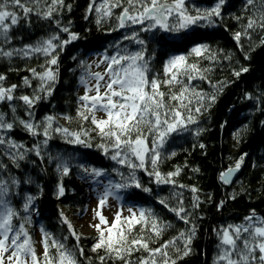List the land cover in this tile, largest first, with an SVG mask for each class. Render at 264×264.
Wrapping results in <instances>:
<instances>
[{"label":"snow or ice","instance_id":"6c2138e0","mask_svg":"<svg viewBox=\"0 0 264 264\" xmlns=\"http://www.w3.org/2000/svg\"><path fill=\"white\" fill-rule=\"evenodd\" d=\"M41 3L42 0H0V57L29 58L39 54L46 58L45 63L40 66L42 71L38 72L36 68L28 69L32 79L39 81L31 96L16 97L14 93L18 86L13 84L4 87L6 77L0 75V102H9L11 111L15 114L16 106L11 102L16 99L22 101L28 117L20 119L14 116L9 121L5 119V114L0 112V155L6 156L16 169L20 168V162L27 160L30 154L39 158L41 164L45 162V157L47 163H54L58 176L57 198L65 195L63 180L70 176L74 169L79 179L86 183L91 182L90 186L94 184L99 189L97 208L93 210L94 219L99 222L92 225L99 235L92 251H104L105 255L99 256L100 264H106L107 259L119 260L122 264H133L129 257L141 249L147 252L148 256L141 257L136 264H176V260L168 254L169 247L180 252L176 241L182 240V255L187 256L196 233V226L190 219L192 213L184 207L180 194H177L180 198L175 207L169 206L164 199L159 203L169 208L186 224H191V227L158 248L149 247L150 234L159 237L171 225L161 221L151 209L136 208L133 203L126 209L129 213L127 217L122 216V210L117 211L111 224L102 214V209L110 199L134 202L141 193L152 192L138 177L137 172L147 174L155 184L175 186L174 177L180 174L181 169L178 167L175 171L162 173L159 170L164 158L161 150L173 133L187 131L189 125L197 123V115L207 111L216 101V95L205 94L193 84L197 79L207 80L205 73L208 69H202L198 62H189V57L195 55L215 60L219 53L213 52L208 45L200 44L192 47L187 56L173 55L164 64L165 78L162 80L159 74H152L150 60L146 56L145 40L140 38V32H150L159 44L167 45L171 34L186 32L197 26H212L217 19H222V8L226 0H216L210 8L194 10L189 9L187 0H99V3L92 0L88 11L91 13L94 9L98 25L114 15L113 9L121 8L122 11L116 16L118 28L139 25V31L125 36V39L132 40L142 47L134 52L124 49L111 56L105 55L100 61L106 64L103 72H92L91 65L81 62V66L85 68V75L80 78L84 95L78 97L77 101V118L82 122L77 131L56 125L57 117L53 115L45 116L42 121H35L34 109L39 101L52 94L58 79L57 49L63 50L67 44L79 38L78 34L71 32L69 27H63L61 31L68 33L67 39L62 40L59 35H52L35 44H25L19 48L6 47L12 42L10 32L20 25L21 21L30 23L31 15L51 19L53 14L58 13L64 6V0H43V9L40 7ZM256 5H259V8L248 17L245 32H237L234 35L238 44L242 35L248 36L249 29L264 30V0H246V7L254 8ZM68 7L70 9L71 6ZM57 25L59 26V21ZM158 33L160 35L157 37ZM240 47L243 48L242 45ZM225 58L231 59V56ZM247 71V68L242 67L235 71L234 75L239 77L242 72ZM208 82L211 84V81ZM23 83L26 87H32V82L27 76L23 78ZM162 86L167 91L162 90ZM212 87L215 88L216 85ZM97 112L104 113L106 118L98 119ZM63 119L71 121L73 117L64 116ZM17 120L30 136L43 139L30 147L12 140L7 133L14 129ZM83 122H90L94 127L85 129ZM202 131L198 129L196 135ZM91 132H95L101 141L95 146L107 158L127 169V172L121 171L120 168H98L85 161H74L72 157L65 158L60 154L53 156L45 152L54 133L68 144L91 148ZM199 147L204 148L205 145L200 144ZM243 159L241 156L233 167L220 173L219 180L224 185L232 183L233 174L240 169ZM32 183L30 176L21 179L12 174L8 164L0 161V264H79L76 251L68 248L43 226L40 230L44 251L42 256H37L35 242L28 226L32 224V213L38 214L36 201L39 194H32L30 191L22 194L21 188L22 184ZM190 191L195 194L199 190L191 187ZM122 193L126 196H122ZM16 197L22 198V208L14 205L13 199ZM200 203L199 196L194 195L192 208H198ZM60 218L76 238L77 249L80 255H83V249L79 248L80 237L75 233L72 224L63 212L60 213ZM102 225L105 227L102 228ZM215 231L219 242L214 264H264V217L258 216L255 210L246 216L242 223ZM146 232L149 233L147 237ZM134 233L138 238H133ZM63 240L66 241L67 237Z\"/></svg>","mask_w":264,"mask_h":264},{"label":"trees","instance_id":"16d2710c","mask_svg":"<svg viewBox=\"0 0 264 264\" xmlns=\"http://www.w3.org/2000/svg\"><path fill=\"white\" fill-rule=\"evenodd\" d=\"M215 2L216 0H187V3L192 5L190 9L193 10L210 8ZM90 3L92 0H64V6L58 13H54L51 19L31 15L30 23L21 21L20 25L10 32L12 42L6 46L9 48L35 44L52 35H59L62 40L67 39L68 33L61 31L63 27H69L71 32L79 36L63 50L57 49L58 79L52 94L36 104L35 121H42L45 116L53 115L57 117L56 125L73 131L79 130L82 122L77 118V101L81 96L80 78L85 75V68L81 66V62L90 65L89 59L96 52L111 56L118 50L127 49L129 52H134L142 47L132 40L125 39V36L139 31L140 26L118 28L116 16L122 11L121 8L113 9L114 15L98 25L94 9L91 13L88 11ZM40 7L44 8L43 0ZM258 8L259 5L254 8L246 7V0H226L222 8V19H217L214 25L197 26L186 32L177 33L176 36L171 35L167 45L163 46L157 42L152 33L140 32V38L145 40L146 56L150 60L152 74H159L162 80L165 78L164 64L173 55L187 56L192 47L200 44L208 45L213 52L219 53L215 60L203 59L195 55L189 57V62H198L202 69H208L205 73L207 80L197 79L193 84L205 94L216 95V101L207 111L197 115V123L189 125L187 131L173 133L161 150L164 158L159 170L162 173L175 171L178 167L181 169L180 174L174 177L176 185H158L151 182L147 174L137 172L138 177L152 189V192L141 193L134 202L126 199L119 201L120 206L125 208L134 203L136 208L151 209L161 221L171 225L159 237L150 234L149 247L158 248L166 241L177 237L181 231H187L191 227V224H186L169 208L159 203L164 199L169 206L175 207L180 198L177 194H180L184 207L192 213L190 219L196 226V233L187 256L182 255L184 250L182 240L176 241L180 252L169 247L168 254L176 260V264H214L219 242L215 230L242 223L253 210L258 216L264 217V43H262L264 30L249 29L248 36L242 35L239 44L234 39L235 33L245 32L248 17ZM159 35L158 33L157 37ZM240 45L243 46L242 49ZM256 54L260 57L258 65H254ZM229 55L231 59H226L225 57ZM45 59L39 54L29 58L0 57V75L6 77L3 82L4 87L17 85L14 93L16 97L33 95L39 81L32 79L28 69L36 68L38 72L42 71L40 66L45 63ZM242 67L247 68L248 71L242 72L239 77L234 75V72ZM26 76L31 80L32 87L24 85L23 78ZM208 81H211V84ZM212 85L216 87L213 88ZM162 90L167 91L163 86ZM11 104L16 106L15 114L12 113L9 102H0V112L5 114V119L11 121L14 116L28 119L22 101L16 99ZM64 116L73 119L68 121L63 119ZM83 127L91 129L94 126L90 122H83ZM198 129L203 131L196 135ZM7 136L29 147L43 139V137L30 136L19 125L18 120ZM91 136L93 147L84 148L68 144L54 133L45 152L53 156L60 154L65 158L72 157L74 161H85L98 168L108 170L120 168L121 171L127 172V169L121 168L107 158L95 146L101 142L97 134L91 132ZM200 144L205 147L200 148ZM173 152L175 155H171ZM241 156L244 159L238 170V179L232 184L224 185L219 180L220 173L233 167ZM0 161L8 164L12 174L17 177L23 179L30 176L33 179L32 184L21 185L22 194L29 191L32 194H39V199L36 201L38 214L32 213V224L28 226L32 239L35 238V232L39 231L42 241L40 229L43 226L56 238L62 240L68 248L76 251L79 264H100L99 256L105 255L104 251H92L98 236L82 235L74 223V218L84 214L90 203L87 183L78 178L75 169L63 180L65 195L57 198L58 176L55 164L47 163L46 157L45 162L41 164L39 158L30 154L27 160L20 162L19 169L14 168L6 156L0 155ZM114 178L118 179L115 176ZM178 185L185 187L181 188ZM191 187H196L199 191L194 194L190 191ZM121 195L126 196L123 193ZM194 195L199 196L201 201L199 207L195 209L192 208ZM13 203L17 208H22L23 200L21 197H16ZM61 212L80 237L79 248L83 249V255H80L77 249L76 238L69 232L67 225L61 222ZM138 232L139 226H137ZM145 235L147 237L149 233L146 232ZM64 237H67L66 241L63 240ZM133 238H138L135 233ZM146 256L148 253L141 249L133 252L129 259L136 264L141 257ZM106 264H122V262L107 259Z\"/></svg>","mask_w":264,"mask_h":264},{"label":"rangeland","instance_id":"374dc122","mask_svg":"<svg viewBox=\"0 0 264 264\" xmlns=\"http://www.w3.org/2000/svg\"><path fill=\"white\" fill-rule=\"evenodd\" d=\"M188 7L190 9V7H192V5L190 3H188ZM190 10H193V9H190ZM133 26H139V25H133ZM176 34L177 33H174L171 35L176 36ZM104 56H105V54H103V53H97L96 52V53L92 54V56L89 59V63L91 65L90 71H92V72H103L104 71L106 64L100 63V61L103 59ZM259 63H260V57L258 54H256L254 65H258ZM97 64H99V67H97ZM101 91H103V89ZM80 95L81 96L84 95V87L83 86L81 87ZM96 115H97L98 119L106 118L105 114L102 112H97ZM90 183L91 182L87 183V186L89 189L88 193L90 195L89 196L90 203H89L86 211L84 212V214L74 218V223H75V226H77L79 228V231L82 235H96V236H98L99 233L97 232L96 228L93 227L92 225L99 222L98 219H94V211H93L94 209L97 208L99 189L94 184H92L90 186ZM120 205L121 204L119 201L110 199L108 201V204L102 209V214L106 217L109 224H111L112 221L114 220V217H115V214L117 211L122 210V216L123 217H127L129 215V213L126 210L127 207L125 208V207H122ZM101 227L103 228L105 226L102 225ZM113 231L115 232L116 230L114 229ZM33 241L35 242V250H36L37 256H40L43 249H42V245H41L40 232L39 231L35 232V238Z\"/></svg>","mask_w":264,"mask_h":264},{"label":"water","instance_id":"95a60500","mask_svg":"<svg viewBox=\"0 0 264 264\" xmlns=\"http://www.w3.org/2000/svg\"><path fill=\"white\" fill-rule=\"evenodd\" d=\"M238 174H239L238 171L233 174L232 183H234L238 179V177H239ZM232 183H230V184H232Z\"/></svg>","mask_w":264,"mask_h":264}]
</instances>
